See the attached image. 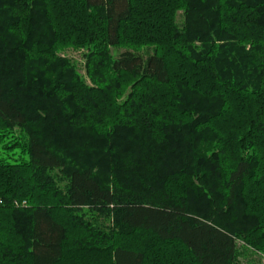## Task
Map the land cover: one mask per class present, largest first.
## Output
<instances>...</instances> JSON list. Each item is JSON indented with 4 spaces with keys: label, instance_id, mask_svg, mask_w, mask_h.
<instances>
[{
    "label": "trees",
    "instance_id": "trees-1",
    "mask_svg": "<svg viewBox=\"0 0 264 264\" xmlns=\"http://www.w3.org/2000/svg\"><path fill=\"white\" fill-rule=\"evenodd\" d=\"M0 142V264L264 253V0H0Z\"/></svg>",
    "mask_w": 264,
    "mask_h": 264
},
{
    "label": "rangeland",
    "instance_id": "rangeland-1",
    "mask_svg": "<svg viewBox=\"0 0 264 264\" xmlns=\"http://www.w3.org/2000/svg\"><path fill=\"white\" fill-rule=\"evenodd\" d=\"M183 19V16L181 12L178 13L177 15V21L180 23ZM126 47H117V48H112L111 53L113 56H118ZM89 49L87 48H65L60 54H63L67 56L68 58L72 59L74 63L76 64V68L78 72L89 82V78L86 75L85 72V57L84 54L88 52ZM2 144L3 142H0V160L5 161V162H15V160L19 159V153L17 151H8V155L6 153H1L2 149ZM1 203V200H0ZM15 206H27L26 202L20 203H15ZM247 250L244 251L243 254L240 255L238 259L237 264H264V253L257 252L251 248L246 247Z\"/></svg>",
    "mask_w": 264,
    "mask_h": 264
}]
</instances>
